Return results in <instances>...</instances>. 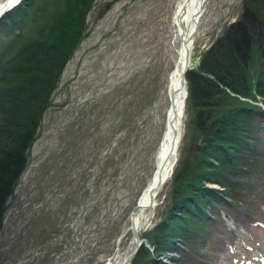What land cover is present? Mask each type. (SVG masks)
<instances>
[{"label":"rangeland","instance_id":"rangeland-1","mask_svg":"<svg viewBox=\"0 0 264 264\" xmlns=\"http://www.w3.org/2000/svg\"><path fill=\"white\" fill-rule=\"evenodd\" d=\"M104 1L87 16L85 36L8 199L0 264H105L117 253L125 260L131 251L129 213L154 174L162 135L150 111L172 66L169 19L177 0H110L102 12ZM242 4L207 1L189 68ZM187 122L184 113L176 161L190 141ZM169 184L158 192L149 219L138 224L142 243L140 234L161 219ZM158 259L173 264L167 256ZM217 264H264V232L239 240Z\"/></svg>","mask_w":264,"mask_h":264},{"label":"trees","instance_id":"trees-1","mask_svg":"<svg viewBox=\"0 0 264 264\" xmlns=\"http://www.w3.org/2000/svg\"><path fill=\"white\" fill-rule=\"evenodd\" d=\"M97 2L22 0L0 18V230ZM99 6L105 12L111 1ZM186 83L190 141L173 169L161 219L139 233L145 243L130 264H167L160 256L217 264L239 240L264 232V0H243L241 13L187 70Z\"/></svg>","mask_w":264,"mask_h":264},{"label":"bare ground","instance_id":"bare-ground-1","mask_svg":"<svg viewBox=\"0 0 264 264\" xmlns=\"http://www.w3.org/2000/svg\"><path fill=\"white\" fill-rule=\"evenodd\" d=\"M207 1L208 0H177L172 12L170 13L169 37L170 49H172L173 52V56L171 58L172 66L166 74V80L163 83L162 89H160V93L152 100L150 111V114L156 118V123L159 124L162 131L159 146L157 152H155V169L153 173H155L156 169L162 166L164 170L163 176L166 175V177L163 184L158 189V192L162 190L164 185L171 178L172 174L170 173L173 172L176 163L174 162V153H171L170 150V141L172 138L171 133L173 131V126H176L178 131L180 130L181 135L184 124L183 116L186 107L185 100L187 90L186 84L183 83L182 74L183 69L185 68L187 70V68L191 65L194 37L198 30L200 18L205 12V5ZM14 3V0H0V9L3 11L5 8ZM13 8L9 9L7 12ZM2 11H0V13ZM6 13L0 16V18ZM185 57H188L187 64L184 63ZM153 175L154 174L151 175L148 185L152 182ZM156 196L154 197V204L144 208L138 216H136L137 218L134 219L137 228L141 221H146L152 215L153 210L157 205ZM139 198L144 203L143 206L148 205V193L146 189L142 191ZM120 254L121 253H117V255H114L112 262L110 260L105 264H120L123 261V258L121 257L122 255Z\"/></svg>","mask_w":264,"mask_h":264},{"label":"water","instance_id":"water-1","mask_svg":"<svg viewBox=\"0 0 264 264\" xmlns=\"http://www.w3.org/2000/svg\"><path fill=\"white\" fill-rule=\"evenodd\" d=\"M21 0H19L20 2ZM18 2V3H19ZM18 3H14L11 6L5 8L1 13L0 16H2L4 13H6L9 9L13 8L14 6H16ZM184 63H188V57L184 58ZM188 69V68H187ZM186 69H183V83L186 84ZM187 86V85H186ZM187 90V87H186ZM186 96H187V91H186ZM172 138L170 141V150L171 153H174V162H176V152L178 149V145L180 142V130L178 131V129L176 128V126H173V131H172ZM164 174V170L163 167L160 166L158 169H156L155 173H154V177L152 176L153 180L152 182L147 186L146 190L148 193V205L147 206H143L144 203L140 200V198L137 200L136 205L131 209L130 213H129V227L128 230H130L132 232V241H131V245L129 247V250H132L129 253L128 257L123 260L120 264H130L131 260L134 258V256L136 255L140 245L142 244L141 240L139 239V235H138V230H137V225L136 222H134V219L137 218L136 216H138V214L144 209L147 208L151 205L154 204V197L156 196L158 189L160 188V186L163 184L164 180H165V176H163ZM172 174V173H170Z\"/></svg>","mask_w":264,"mask_h":264},{"label":"snow or ice","instance_id":"snow-or-ice-1","mask_svg":"<svg viewBox=\"0 0 264 264\" xmlns=\"http://www.w3.org/2000/svg\"><path fill=\"white\" fill-rule=\"evenodd\" d=\"M14 2H15V3H18V2H19V0H14ZM0 11H2V9H0Z\"/></svg>","mask_w":264,"mask_h":264}]
</instances>
